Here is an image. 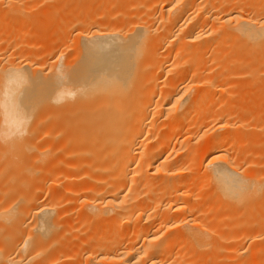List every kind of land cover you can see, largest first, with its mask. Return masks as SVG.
<instances>
[{"label":"bare ground","instance_id":"bare-ground-1","mask_svg":"<svg viewBox=\"0 0 264 264\" xmlns=\"http://www.w3.org/2000/svg\"><path fill=\"white\" fill-rule=\"evenodd\" d=\"M34 1L0 0V264H264V0Z\"/></svg>","mask_w":264,"mask_h":264},{"label":"rangeland","instance_id":"rangeland-1","mask_svg":"<svg viewBox=\"0 0 264 264\" xmlns=\"http://www.w3.org/2000/svg\"><path fill=\"white\" fill-rule=\"evenodd\" d=\"M49 1H50V2H49ZM49 1L47 2V4H45V5H47L46 8H47V7H48V8H49V7H52V5L54 4L53 1H51V0H49ZM34 2H35L34 4H35L36 6H38V7H39V6H42L41 1L36 0V1H34ZM38 2H40V3H38ZM50 4H51V5H50ZM45 5H44V6H45ZM54 5H55V4H54ZM54 5H53V6H54ZM69 6H70V7H69ZM38 7H36V8H38ZM67 8H68V10H70V9H71V4H68V5H67ZM133 11L135 12L136 10H135V9H132V10H131V13H134ZM129 12H130V10H129ZM55 16H56V15L54 14L53 17H55ZM38 17H39V16H38ZM48 17H49V16H48ZM48 17H47V19H48ZM53 17L51 16V18L49 17V19L51 20ZM57 17H58V16H56V18H57ZM56 18H53V20L56 19ZM49 19H48V20H49ZM59 30H61V28H60ZM40 32H41V30H39V29H38V32H37V31L35 32L36 35H34V37H36V39L39 38L40 35L43 34V32H42V33H40ZM39 34H40V35H39ZM38 36H39V37H38ZM56 36H57V35H56ZM50 37H51V38H50V43H53V41L55 40L56 37H55V36L52 37V35H51ZM53 38H54V39H53ZM34 39H35V38L30 39V42H31V43L33 42V43H34V41H36V40H34ZM52 39H53V40H52ZM32 40H33V41H32ZM262 176H263V175H262ZM262 197H263V196H262ZM262 197H261V201H262L263 198H264V197H263V198H262Z\"/></svg>","mask_w":264,"mask_h":264}]
</instances>
